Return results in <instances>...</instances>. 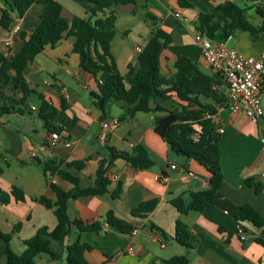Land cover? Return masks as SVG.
<instances>
[{"label":"crops","instance_id":"0c3cea01","mask_svg":"<svg viewBox=\"0 0 264 264\" xmlns=\"http://www.w3.org/2000/svg\"><path fill=\"white\" fill-rule=\"evenodd\" d=\"M57 1L62 5V16L68 19L73 16L85 17L84 8L91 6L88 2ZM224 1L227 0H197L191 8H180L176 0H135L133 7L125 8L123 13L117 11L115 34L110 43L117 69L126 75L130 66L135 70L139 66L135 47L145 45L150 31L147 22L136 18L134 13L139 9L141 18L146 12L152 14L160 27L172 37L160 55L162 74L168 77L174 72V62L179 55L189 57L200 70L212 74L209 64L194 44V25L199 12L211 11ZM240 1L243 6L257 3L255 0ZM2 6L0 0V8ZM42 8V4L34 3L22 16L14 13L8 29L0 28L2 54L9 56L20 50L23 44L20 34L32 32L39 22ZM250 11L255 20L248 15ZM250 11L247 12L249 19L258 24L260 18L253 9ZM176 12L187 21L177 19L174 16ZM233 38L235 42L231 47L244 56L258 57L264 52V41H254L248 32L237 31ZM73 42L74 37L65 34L54 46L46 45L30 62L25 78L33 92L26 95L24 102L18 101L23 93L18 92L12 82L2 83L0 106H14L19 110L0 116V189L9 195L8 202H0V230L11 235V249L17 254L22 253L25 249L23 241L38 228L46 226L52 230L57 224L52 209L34 198L43 196L55 200L50 182L64 190L73 187L71 182L56 173L48 172L45 175L43 167L46 161H54L60 169L78 177L82 187L93 185L96 170L103 161L110 179L108 192L101 196H81L67 201V213L71 220L99 222L102 227L99 232L79 233L72 226L64 241L65 245L70 244L79 235L81 241L90 245L91 248L85 253L87 264H152L176 254H186L189 264H264V225L256 227L235 218L244 204H249L264 218V188L256 192L245 183V179L253 178L264 184V152L259 136L264 127V117L253 123L243 110L232 112L226 107L217 109L214 116L217 131L223 128V132L219 133L220 164L224 174L222 184L210 209L200 213H180L170 200L177 197L187 200L190 192L205 189L208 185L207 171L193 159L178 156L170 150L154 131L156 112L138 111L134 116L116 123L106 138L100 139L102 120L93 105L92 94L98 93V83L105 80L107 72L100 71L94 76L81 68L78 54L73 51ZM260 80L262 103L264 67ZM219 89L227 95L224 83ZM38 94L48 105L42 114L54 110V115L48 120L50 127L39 115L41 99ZM181 103L172 95L162 105L174 109L180 108ZM262 107L264 109V105ZM120 114L121 110L116 104H110L108 119L117 120ZM52 131H57L60 137L53 147L48 145ZM138 144L146 149L156 170H152V166L135 169L121 158L108 164L109 147L131 152ZM80 161H83L81 167L73 165ZM172 163L178 169H172ZM181 168L191 173L185 181L180 179ZM110 175L117 178L113 180ZM118 184L121 185V193L112 198L111 192ZM11 186L24 192L23 201L15 200L9 194ZM150 199H157L151 212L143 217L131 214L132 208ZM109 211L136 227V234L121 233L109 226L105 221ZM177 219L188 226L192 248L175 241L173 236ZM239 229L245 233L243 240L237 234ZM3 247L0 241V264H5V258L1 255ZM53 247L56 248L57 244L53 243ZM34 261L35 264H60L46 253L38 254Z\"/></svg>","mask_w":264,"mask_h":264},{"label":"trees","instance_id":"16d2710c","mask_svg":"<svg viewBox=\"0 0 264 264\" xmlns=\"http://www.w3.org/2000/svg\"><path fill=\"white\" fill-rule=\"evenodd\" d=\"M0 28L8 29L13 22V14L22 16L34 3L43 5L39 13V22L29 34L21 33L23 44L20 50L6 56L0 52V92L2 83L12 82L13 87L22 92L18 97L20 103L24 102L26 95L33 92L25 78L28 65L46 45L54 46L63 36L74 37L73 51L78 54L79 65L84 70L96 76L100 71L107 72L102 83H98V93L92 94L93 105L100 114L101 120L108 119L110 104H116L121 114L116 123L134 116L138 111L156 112L154 118V131L163 138L170 150L178 155L193 159L208 173L207 187L202 190L192 191L188 199L177 197L170 203L180 212H203L212 207L214 198L223 181V171L220 164L219 141L217 124L214 116L219 107H226L227 95L219 89L223 85L221 77L216 74H207L199 69L197 63L187 56L179 55L174 62V72L165 76L161 72L160 55L172 37L159 25V21L152 14L146 12L144 18L150 28L149 38L142 51L137 54L138 68L130 66L126 75L117 69L110 52V43L115 34L114 22L117 16V7L122 4L135 2V0H73L88 2L91 6L85 9V17L73 16L68 19L61 14L62 5L57 0H1ZM257 3L249 6H240L234 1H224L214 6L211 11L199 12L195 20V30L204 32L213 40H225L229 35L234 37L237 31L248 32L254 41H264V0H255ZM180 8H191L197 0H176ZM253 9L260 18L258 24L253 23L248 15V10ZM225 84V83H224ZM176 96L180 108L169 109L162 104ZM39 115L50 127L48 120L54 115V110L46 115L43 111L48 109L42 96ZM64 109V105L61 107ZM12 111H19L14 106H0V116ZM209 113L212 117L207 118ZM52 127V126H51ZM197 134V139L193 136ZM110 160L121 158L135 169H148L152 161L143 145L138 144L131 152L118 151L109 147ZM78 168L83 161L74 162ZM107 167L101 161L94 177L92 186L82 187L78 177L64 169H60L54 161L44 163L43 172L56 173L63 179L71 182L73 187L64 190L50 182L56 198L50 200L40 196L34 200L52 209L57 224L49 230L46 226L38 228L28 239L24 240L25 249L22 253H15L10 247L9 233L0 230V241L4 244L1 255L5 264H35L34 258L40 253L48 254L52 260L60 264H87L86 251L91 246L81 241L79 235L70 244L64 241L70 233L72 226L79 233L86 231L102 230L99 222L84 223L81 220H71L67 213V201L70 198L81 196H101L108 192L110 179L106 175ZM245 183L256 192L264 188V184L253 178L245 179ZM121 193L118 184L111 197L116 198ZM9 194L15 200L23 201L24 192L11 186ZM8 193L0 189V202H8ZM157 204V199H150L139 203L132 208L131 214L143 217L151 212ZM235 218L239 221H248L256 227L264 225L261 217L249 204L239 208ZM106 223L121 233H129L134 226L127 221L117 218L112 211L105 216ZM160 230V229H159ZM166 236L163 230H160ZM174 239L186 248H192L188 226L177 219L174 226ZM53 243L57 247H53ZM152 264H189L186 254H176Z\"/></svg>","mask_w":264,"mask_h":264},{"label":"built area","instance_id":"2783aa9c","mask_svg":"<svg viewBox=\"0 0 264 264\" xmlns=\"http://www.w3.org/2000/svg\"><path fill=\"white\" fill-rule=\"evenodd\" d=\"M174 16L180 21H187L178 12ZM233 37L229 35L225 40H213L204 32L194 31L193 40L198 48L201 56L207 61L213 73L218 74L227 88L226 108L232 112L243 110L250 122L257 123L264 117V109L261 105V80L260 74L264 67V52L258 57L244 56L235 48L230 47L227 43ZM137 53L142 51V46H136ZM210 118L212 115L205 114ZM116 124V120H102L99 137L104 140L108 131ZM219 133L223 132V128L218 129ZM197 134L193 136L197 139ZM261 149L264 152V127L260 130ZM57 131L50 133L48 145L53 147L59 141ZM172 169H178L177 165L172 163ZM191 173L185 172L183 168L180 170V179L185 181ZM111 179H116V175H110ZM137 228H133L129 234L134 235ZM241 240L245 239V233L242 229L237 232ZM163 245V244H162Z\"/></svg>","mask_w":264,"mask_h":264},{"label":"rangeland","instance_id":"374dc122","mask_svg":"<svg viewBox=\"0 0 264 264\" xmlns=\"http://www.w3.org/2000/svg\"><path fill=\"white\" fill-rule=\"evenodd\" d=\"M240 6H243V2L242 1H238L237 2ZM76 4V6H78L77 5V3H75ZM250 11V10H249ZM134 14H136L135 16H136V18L137 19H139V20H141L142 22H143V20L145 21V22H147V20L144 18V16L141 18V11L139 10V9H136V11H135V13ZM248 15H250L253 19L255 18L254 17V14L250 11V13H248ZM255 20V19H254ZM148 23V22H147ZM235 42V38H233L231 41H229L228 42V45L231 47L232 45H233V43ZM262 105H264V99H263V101H262V103H261Z\"/></svg>","mask_w":264,"mask_h":264},{"label":"water","instance_id":"95a60500","mask_svg":"<svg viewBox=\"0 0 264 264\" xmlns=\"http://www.w3.org/2000/svg\"><path fill=\"white\" fill-rule=\"evenodd\" d=\"M134 6V2H130V3H126V4H123L121 7L122 8H118V12L119 13H123L125 11V8H130V7H133ZM195 63V62H194ZM219 136V134H217ZM152 170H156V166H152L151 167Z\"/></svg>","mask_w":264,"mask_h":264}]
</instances>
